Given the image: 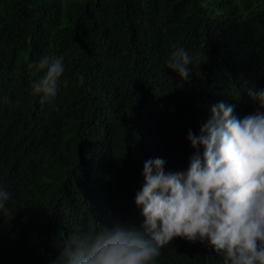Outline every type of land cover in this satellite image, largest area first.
<instances>
[{"label": "trees", "instance_id": "16d2710c", "mask_svg": "<svg viewBox=\"0 0 264 264\" xmlns=\"http://www.w3.org/2000/svg\"><path fill=\"white\" fill-rule=\"evenodd\" d=\"M174 42L193 57L190 81L167 67ZM48 53L64 56L69 80L55 106L30 94L27 65ZM81 74L90 87L78 84ZM249 85L264 87V0H0V143L16 157L17 179L34 186L32 206L0 223V241L19 234L26 252L20 260L5 254L11 246L0 249V264H49L61 226L136 222L128 201L143 183L136 170L155 157L166 171L186 169L187 130L198 133L220 101L241 117L254 111ZM35 125L43 142L30 152ZM108 161L137 180L100 171L96 181L119 191L87 214L81 180ZM187 242L174 238L158 264L202 263L205 243L180 244ZM212 257L206 264H219Z\"/></svg>", "mask_w": 264, "mask_h": 264}, {"label": "clouds", "instance_id": "9594fccd", "mask_svg": "<svg viewBox=\"0 0 264 264\" xmlns=\"http://www.w3.org/2000/svg\"><path fill=\"white\" fill-rule=\"evenodd\" d=\"M192 64L193 57L179 42L170 45L168 69L190 81ZM27 68L34 76L30 94L38 96L41 104L55 106L62 88L69 84L64 77V56L48 53ZM78 84L90 87L84 74L78 77ZM246 95L255 105L251 113L238 116L235 105L220 101L210 107L198 133L187 130L186 140L193 152L186 169L166 171L165 159L155 157L136 170L143 183L128 198L136 222L109 225L103 217L93 228L61 226L63 233L55 242L58 254L49 264H158L162 248L174 249L169 244L177 237L189 241L180 243L189 246L205 243L200 246L202 263L192 248L179 245L182 254L194 256L198 264L214 259L212 255L219 264H264V87L249 85ZM42 142V129L35 125L26 148L31 152V145ZM28 158L26 153L19 162L25 164ZM15 160L12 149L0 143V223H7L33 202L34 186L19 181L17 172L11 170ZM100 171L123 180L135 176L121 165L111 167L109 161L88 167L81 180L85 193L81 205L87 214L119 191L115 184L106 191L96 181ZM136 180L135 176L133 182ZM18 235L8 234L7 242L0 241V249L4 252L11 246L5 254L21 260L27 247L23 248Z\"/></svg>", "mask_w": 264, "mask_h": 264}]
</instances>
